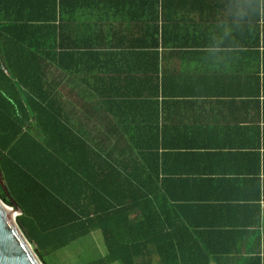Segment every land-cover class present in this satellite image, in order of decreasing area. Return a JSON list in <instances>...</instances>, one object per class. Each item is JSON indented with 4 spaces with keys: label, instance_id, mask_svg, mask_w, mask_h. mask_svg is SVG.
Here are the masks:
<instances>
[{
    "label": "crops",
    "instance_id": "crops-1",
    "mask_svg": "<svg viewBox=\"0 0 264 264\" xmlns=\"http://www.w3.org/2000/svg\"><path fill=\"white\" fill-rule=\"evenodd\" d=\"M29 1L8 0L0 27L34 21L28 41L55 42L42 63L53 117L25 129L44 147L22 151L57 198L40 203L73 222L111 207L140 222L150 205L195 231L210 264L263 258L264 0Z\"/></svg>",
    "mask_w": 264,
    "mask_h": 264
},
{
    "label": "trees",
    "instance_id": "trees-1",
    "mask_svg": "<svg viewBox=\"0 0 264 264\" xmlns=\"http://www.w3.org/2000/svg\"><path fill=\"white\" fill-rule=\"evenodd\" d=\"M27 1L26 5L35 4ZM7 5L8 0H0V10ZM33 22L25 21L18 29L0 27V172L7 188L6 193L0 183V199L21 209L16 221L35 255L43 264H50L55 254L93 230H100L107 255L85 264H210L216 256L203 252L205 244L195 231L186 224L163 221V212L155 208L152 212L150 205L139 208L144 217L140 222L129 220L126 210L133 209L130 207L97 210L96 217L83 213L87 221L73 222L72 218L81 217L71 208L40 203L44 196L57 198L30 181L22 151L24 147H44L25 129L33 118L45 130L46 122L53 117L49 104L55 93L43 76L42 63L53 55L55 42H29L36 34ZM143 194L150 202L149 195ZM65 213H71L69 220H53V215ZM121 213L125 215L123 221ZM244 264H264V257L249 256Z\"/></svg>",
    "mask_w": 264,
    "mask_h": 264
},
{
    "label": "water",
    "instance_id": "water-1",
    "mask_svg": "<svg viewBox=\"0 0 264 264\" xmlns=\"http://www.w3.org/2000/svg\"><path fill=\"white\" fill-rule=\"evenodd\" d=\"M0 183L7 193L1 172ZM18 212L0 199V264H42L19 229Z\"/></svg>",
    "mask_w": 264,
    "mask_h": 264
},
{
    "label": "rangeland",
    "instance_id": "rangeland-1",
    "mask_svg": "<svg viewBox=\"0 0 264 264\" xmlns=\"http://www.w3.org/2000/svg\"><path fill=\"white\" fill-rule=\"evenodd\" d=\"M85 242H88L87 239H85ZM87 248L88 249L84 250L85 254H82L79 257L74 256L71 253L73 251L72 249L59 252L58 254H55V260L50 264H85L100 259L101 257L107 255V249L101 235L97 237V239L95 240L94 247L91 248L87 247ZM115 264H119V263H115Z\"/></svg>",
    "mask_w": 264,
    "mask_h": 264
},
{
    "label": "bare ground",
    "instance_id": "bare-ground-1",
    "mask_svg": "<svg viewBox=\"0 0 264 264\" xmlns=\"http://www.w3.org/2000/svg\"><path fill=\"white\" fill-rule=\"evenodd\" d=\"M13 217V216H12Z\"/></svg>",
    "mask_w": 264,
    "mask_h": 264
}]
</instances>
